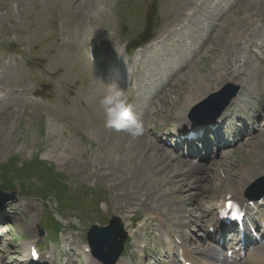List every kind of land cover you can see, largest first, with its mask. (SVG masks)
I'll return each instance as SVG.
<instances>
[{"label": "rangeland", "instance_id": "374dc122", "mask_svg": "<svg viewBox=\"0 0 264 264\" xmlns=\"http://www.w3.org/2000/svg\"><path fill=\"white\" fill-rule=\"evenodd\" d=\"M237 36L243 40L241 44L229 46L227 40ZM150 38L149 45L159 41L160 54L172 57L159 61L156 54L145 53L139 62L138 90L129 92L118 86L125 92L132 111L138 101H145L146 105L149 95L156 103L157 94L152 91L163 83V67L170 60L173 64V60L180 59L178 65L190 60L189 68L184 67L175 75L184 74L188 79V73L196 70L210 74L212 65L226 50L240 60L247 58L253 77L246 83L220 72V78L211 83L212 94L225 88L233 90L236 86L232 83H240L242 93L256 89L263 106L264 0H0V221L8 224L3 227L5 234H0L4 239L0 264H13L14 250L33 239L41 253L55 252L58 263L65 264V255L70 253L73 264H83L92 226L101 228L116 221L125 233L138 232L147 208L139 200L132 207L126 206L127 199L119 197V189L114 187L123 173L103 169L111 162L108 150L118 143L110 140L111 128L106 126L100 101L115 83L103 81L90 69L83 45L92 43L105 63L114 64L119 49ZM169 79L168 82L172 80ZM144 86L149 89L142 91ZM210 93L203 101L209 99ZM34 96L41 99L31 101ZM174 96L164 94L160 106L155 108L148 104L145 120L156 118L150 122L157 129L161 123H171L176 112ZM260 134L257 131L246 143L228 150L227 159L220 162H230L233 170L248 171L254 156L250 147L262 143ZM258 152L264 158V152ZM218 162L212 167L215 172L206 175L205 188L213 192L205 195V208L227 192L223 165ZM96 168L105 171L106 177ZM258 180L261 178L247 186L243 194H255L264 187V183L256 184ZM144 184L158 191L154 182ZM10 206L18 209L15 212ZM122 208L124 212L119 211ZM167 208L168 215L160 216L162 221L151 220L143 232L145 238L141 242L153 247L148 254L154 259L158 251L163 254V248L155 246L161 243L166 227H175L184 214H176L171 203ZM162 212H166V207H162ZM130 216L132 222L128 220ZM155 224L160 230L155 229ZM133 242L131 237L126 241L122 257L127 263ZM138 261L139 255L135 254L133 264ZM144 264L154 263L149 260Z\"/></svg>", "mask_w": 264, "mask_h": 264}, {"label": "bare ground", "instance_id": "6f19581e", "mask_svg": "<svg viewBox=\"0 0 264 264\" xmlns=\"http://www.w3.org/2000/svg\"><path fill=\"white\" fill-rule=\"evenodd\" d=\"M240 38L241 37L239 36L233 39L229 38L227 42L229 46H231L232 44L238 46L243 41L240 40ZM159 45L160 43H157L156 46L155 45L150 46V48L147 51H144V55L145 53L152 52L157 55L156 58H158L159 61H163V60L166 61L168 57L171 58L172 54H160V51L158 49ZM154 46L156 48H153ZM207 50H209L208 47ZM247 60H248L247 58L240 60L239 57H237L235 54L226 50V52L222 53L219 56V59L217 58L216 62L212 65L213 69L210 71L211 72L210 74L208 75L202 74L199 70H196L193 73H188L189 74L188 79L185 78L187 77V75L184 77V74L183 75L180 74L175 77L177 73L182 72L184 67H186L184 69L189 68L188 62H186V64H180L177 67L173 65H168L167 62L166 67H163L164 71L162 73L168 79L170 77L171 79L174 77L175 78L172 79L170 82H168L166 86L161 87L159 90L158 89L155 90V93L157 94L154 97L157 99L155 100L156 103L153 102V98H149L146 105L144 104L145 101L144 102L138 101L133 110V113L135 114V116H137L136 118L141 124L142 130L140 134L137 136H132L128 132L123 130H117L115 128L110 129L111 131L110 135L112 136L110 140H114V142L116 140L118 145L116 144V147L113 150L112 148L108 150V153L110 154L109 157L111 162L110 165L102 164L104 165L103 169L105 170L114 169V171L117 170L123 173V175H119L120 180L114 183V187L119 189L118 190L119 197H121L123 200L127 199V201H124L126 206L129 205V207H132L134 202H137L139 200L143 208H147V213L145 215L144 220L137 226L138 232L134 233V234L137 233L138 235L132 236L134 234H132L131 232L126 234L127 236L132 237V239L134 238V242L131 244L132 252L129 253V257L134 258L135 252L140 253V255L144 257L142 262H140L139 264H143L144 260L148 258V254L143 249V247H145L146 245L144 244V242H141L142 238H145V234L143 232L145 231L146 226L151 222V220H153L154 223L158 220L162 221L163 218L161 219V217H164V215L168 213L167 207L169 203H171L176 207L175 209L176 214L177 213H184V214L183 217L179 221H177V226L174 229H171L169 227L168 229H166L167 233L169 232L171 234L177 235L181 233L182 230L180 229H189L190 225H194L196 227L198 226V233H202L203 231L200 225L201 223L203 224V215L209 214L210 207L213 204L214 205L221 204L224 201L223 198H225L226 196H231L233 200H240L246 202V199L243 198L242 196L244 189L250 184H252V182L256 179L258 178L264 179V158H262L261 154L259 155L258 152V151L264 152V142H263L264 113H262L264 106H260L261 102L259 103V99H257L256 97L258 96V98H260V95L256 89L254 90L248 89V91L242 93L243 88L241 84L233 82L232 84L235 85L236 87H239L240 90L238 94L235 96V98L231 99L230 104L227 105V107L222 112L218 120L231 121L233 120V117L241 118V116H248L249 118L256 119V121L258 122L257 129H255V131L252 132L251 134H246V132H248L247 130L245 132V135L240 139L239 143L243 141L245 142L247 139L251 138V136H253L254 133L257 131H260L261 133L259 138H262L261 139L262 143L259 145L258 142L257 143L258 146L255 144L256 148L250 147L249 145L254 156H253L252 164H250V167L248 166L249 167L248 171L243 169L238 171L236 168L233 170L231 169L232 166L229 164L230 162L229 163L220 162L219 165L220 166L223 165L221 171L226 176L225 181L228 186L227 192L223 194L222 200L216 199L215 203L208 205L207 208H205L206 206H204V204H207L205 202V200L207 199L205 198L206 197L205 195L207 193L211 194L212 190L209 188L206 189L204 184L208 181L207 180L208 176L206 175L207 174L209 175V172L213 174L215 170L212 168V166L207 165L208 167H206L196 162H192L191 160H187L189 157H181L168 153L167 150L162 145L158 144L159 139L156 134L151 133V135H149L148 129L152 128L149 127L151 126L150 121L153 120L154 118H151L149 122L148 119L145 120L147 116L145 107H147L148 104L150 105L152 104L154 108L160 106L164 94L165 95L172 94L175 95L174 98L172 97L173 105L176 107L175 109L176 112H174V117L175 120L177 121L176 123H179L178 126H180L181 123H184L186 116H188L189 113L204 100L203 99L204 96H206L210 92H211L210 94L213 93L212 91L214 88L211 86V83H213V81H216L218 78H220L219 76L220 72H224L225 75H228L231 78H233L232 76H234V78L237 80L239 78H242V82L248 83L251 80L250 78L253 77V70L250 68L251 64H249V61ZM185 79L187 80L185 81ZM146 89L147 87H144L142 91H145ZM251 91H253L254 93H251ZM167 103L170 102L167 101L166 104ZM256 103H258L259 105ZM239 104L243 106V109H241L240 107L239 110H237V113H235L234 112L235 108ZM155 110H157V108ZM121 145H123L124 147L122 151H119ZM190 155H194V153H191ZM194 156L198 158L200 157L199 154H196ZM123 167L125 169H122ZM100 169L102 168L100 167ZM96 172H100V170L97 169ZM100 174L102 177H106L105 171H101ZM109 175L110 174H107V176ZM97 176L101 177L99 174H97ZM147 181L150 183L154 182L158 191L157 192L153 191L152 187H150L151 185H148L146 188L144 183H147ZM219 187H220L219 189L221 190V186ZM217 194L218 192L216 193V196ZM166 198L169 199V201L164 200ZM143 199H145L144 203H142ZM162 207H166V212H162ZM10 208L13 210L18 209L15 206H10ZM124 210L125 208H122L119 211L124 212ZM183 210L185 212H179ZM126 211L125 213H129ZM134 211L131 212L133 213ZM193 213H196V215L194 216ZM5 217H7V215ZM2 218L4 219V217ZM128 220L132 222L133 217L130 216ZM130 228H132V224L130 225ZM155 229L159 230L157 226L155 227ZM34 236L36 237V232ZM209 239H211V235L206 234L205 232L203 234H199L198 236L192 235L191 238H189L188 240V245H189L188 247H190L193 251H197L201 249L200 251H198L197 254L200 255L203 258V260L204 259L220 260L221 259L220 252L214 250V247L208 242ZM2 241L3 239H0V244ZM35 241L36 240L33 239L31 243L29 242L24 243L22 247L24 248V250H26L29 246L35 245ZM184 248H185V244H183V246L180 249L183 250L184 257L191 262V258L187 254V252H185ZM146 250L148 249L146 248ZM69 256H71L70 253ZM27 259H28V255L26 254L24 260ZM86 259L88 261L87 264H100L98 261L94 260L93 258H90L89 256H87ZM154 261L156 264H166L165 262L163 263L160 259L157 258ZM214 262L217 263L216 261ZM116 264H131V263H125L122 259H120ZM242 264H264V239H262L257 246H255L250 252H248L246 259L242 261Z\"/></svg>", "mask_w": 264, "mask_h": 264}, {"label": "water", "instance_id": "95a60500", "mask_svg": "<svg viewBox=\"0 0 264 264\" xmlns=\"http://www.w3.org/2000/svg\"><path fill=\"white\" fill-rule=\"evenodd\" d=\"M236 90L223 89L219 94H215L200 105H198L196 110L202 109L206 110L209 113L204 117L198 118L197 121L199 124L213 120L219 111H221L224 106L228 103L231 97L234 96ZM193 117L192 115L190 116ZM10 197H13V194H10ZM264 195V192L257 194L250 199H260ZM1 196V193H0ZM122 232L117 224L113 221L110 223L108 228L98 229L96 227L91 228L88 234V241L91 248L93 249L94 255L102 261H105L104 258L99 253H104L103 248L107 247L106 255H113L112 259L117 257V254L120 250L119 245H117L116 240L121 237Z\"/></svg>", "mask_w": 264, "mask_h": 264}, {"label": "clouds", "instance_id": "9594fccd", "mask_svg": "<svg viewBox=\"0 0 264 264\" xmlns=\"http://www.w3.org/2000/svg\"><path fill=\"white\" fill-rule=\"evenodd\" d=\"M89 54L91 55L90 52ZM100 104L104 109L107 127L126 131L132 136L140 134L141 124L133 113L125 92L115 84L109 86L108 93Z\"/></svg>", "mask_w": 264, "mask_h": 264}]
</instances>
